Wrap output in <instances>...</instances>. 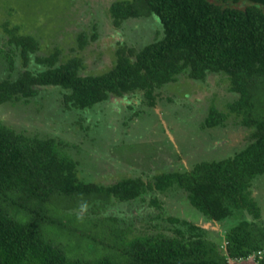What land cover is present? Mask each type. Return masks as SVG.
Returning a JSON list of instances; mask_svg holds the SVG:
<instances>
[{
    "label": "trees",
    "instance_id": "obj_1",
    "mask_svg": "<svg viewBox=\"0 0 264 264\" xmlns=\"http://www.w3.org/2000/svg\"><path fill=\"white\" fill-rule=\"evenodd\" d=\"M110 13L116 26L128 18L157 15L163 36L138 50L118 49L115 64L105 72L83 74V58L63 59L59 49L35 54V67H28L31 54L40 49L38 39L6 26L12 47L6 52L9 73L0 77V105L28 102L41 86L51 85L62 90L69 107L85 109L112 94L140 91L151 107L156 104L155 89L181 73L205 79L217 72L227 76L229 89L238 97L228 112L211 106L204 125L223 124L235 113L252 128L249 141L233 155L158 173L151 182L137 176L104 185L78 176V162L60 148L61 140L28 135L0 119V264H230V259L249 264L244 260L253 254L264 264V255L258 254L264 250V222L251 190L253 180L264 175V0H116ZM79 37L84 47L87 33ZM17 51L24 69L13 76ZM173 187L187 191L191 204L211 220H224L236 209L253 218L226 231L224 251L205 237L201 226L177 217L170 220L188 224L189 233L178 228L174 236L147 232L128 239L114 226L116 217L92 222L70 215L68 223L59 216L61 209L93 202L95 211L113 199L129 201L149 189L165 192ZM73 220H87L93 228L109 224L112 242L98 245L101 248L93 254L77 243L74 253L75 246L58 236L75 231L81 239L88 238L84 230L91 226L74 229ZM54 230L60 234L54 235Z\"/></svg>",
    "mask_w": 264,
    "mask_h": 264
},
{
    "label": "rangeland",
    "instance_id": "obj_2",
    "mask_svg": "<svg viewBox=\"0 0 264 264\" xmlns=\"http://www.w3.org/2000/svg\"><path fill=\"white\" fill-rule=\"evenodd\" d=\"M114 1L0 0V77L9 73L6 52L12 45L7 43L6 26H16L19 34L38 39L40 49L31 54L28 67H35V54L59 49L63 59L83 58V74H99L112 68L120 48L138 50L162 38V23L154 14L128 18L116 26L110 13ZM82 32L88 39L84 47L79 43ZM22 69L17 51L12 75L17 76ZM229 88L230 81L222 73L209 72L205 79L181 73L177 80L155 89L154 106L146 104L140 91L112 94L105 101L81 109L66 106L59 87L45 85L28 102L1 104L0 119L17 130L25 129L28 135L61 140L60 148L77 160L78 176L85 181L109 185L124 177L141 176L151 182L158 173L191 169L198 162L228 157L247 145L252 128L242 123V116L231 113L223 124L204 125L211 106L230 111L229 104L238 94ZM251 190L264 222V175L253 180ZM104 205L95 211L93 202L82 208L61 209L59 216L65 222L70 215L92 222L104 216L116 217L114 226L124 230L128 239L147 232L174 236L178 228L189 233L188 224L170 220L177 217L201 226L205 237L216 241L224 251L226 231L244 218H253L245 210L236 209L224 220H211L191 204L187 191L177 187L165 192L149 189L136 199H113ZM70 225L74 229L91 226L84 230L88 238L81 239L75 231L58 236L75 249L77 243L85 245L86 254L98 251L103 242H112L109 224L93 228L87 220H73ZM53 233L60 234L56 230ZM92 235L99 240L96 242ZM235 261L230 259V264Z\"/></svg>",
    "mask_w": 264,
    "mask_h": 264
},
{
    "label": "water",
    "instance_id": "obj_3",
    "mask_svg": "<svg viewBox=\"0 0 264 264\" xmlns=\"http://www.w3.org/2000/svg\"><path fill=\"white\" fill-rule=\"evenodd\" d=\"M244 261L247 262V263L259 264V263L254 259V257H250V258H248V259H246V260H244Z\"/></svg>",
    "mask_w": 264,
    "mask_h": 264
},
{
    "label": "built area",
    "instance_id": "obj_4",
    "mask_svg": "<svg viewBox=\"0 0 264 264\" xmlns=\"http://www.w3.org/2000/svg\"><path fill=\"white\" fill-rule=\"evenodd\" d=\"M258 254L262 257L264 255V250H260ZM254 256H256V254H254Z\"/></svg>",
    "mask_w": 264,
    "mask_h": 264
},
{
    "label": "clouds",
    "instance_id": "obj_5",
    "mask_svg": "<svg viewBox=\"0 0 264 264\" xmlns=\"http://www.w3.org/2000/svg\"><path fill=\"white\" fill-rule=\"evenodd\" d=\"M250 257H254V259H255V256H254V254H253V255H251ZM250 257H249V258H250Z\"/></svg>",
    "mask_w": 264,
    "mask_h": 264
}]
</instances>
